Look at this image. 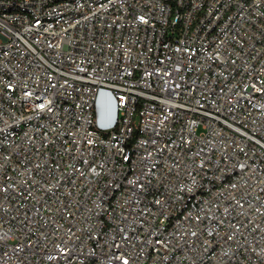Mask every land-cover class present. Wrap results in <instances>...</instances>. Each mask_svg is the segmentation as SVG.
Listing matches in <instances>:
<instances>
[{
  "label": "built area",
  "instance_id": "obj_1",
  "mask_svg": "<svg viewBox=\"0 0 264 264\" xmlns=\"http://www.w3.org/2000/svg\"><path fill=\"white\" fill-rule=\"evenodd\" d=\"M0 264H264V0H0Z\"/></svg>",
  "mask_w": 264,
  "mask_h": 264
}]
</instances>
